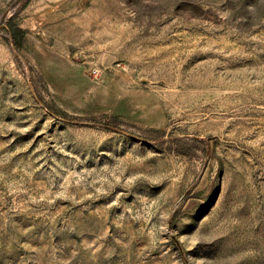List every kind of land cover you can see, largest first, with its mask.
<instances>
[{
  "label": "rangeland",
  "instance_id": "obj_1",
  "mask_svg": "<svg viewBox=\"0 0 264 264\" xmlns=\"http://www.w3.org/2000/svg\"><path fill=\"white\" fill-rule=\"evenodd\" d=\"M0 264H264V0H0Z\"/></svg>",
  "mask_w": 264,
  "mask_h": 264
},
{
  "label": "trees",
  "instance_id": "obj_2",
  "mask_svg": "<svg viewBox=\"0 0 264 264\" xmlns=\"http://www.w3.org/2000/svg\"><path fill=\"white\" fill-rule=\"evenodd\" d=\"M8 31L15 45L18 47H22L24 44V40H25L23 29L11 23L8 26Z\"/></svg>",
  "mask_w": 264,
  "mask_h": 264
}]
</instances>
